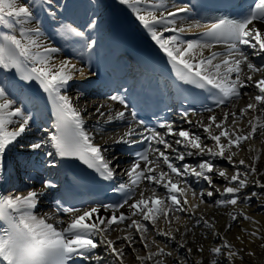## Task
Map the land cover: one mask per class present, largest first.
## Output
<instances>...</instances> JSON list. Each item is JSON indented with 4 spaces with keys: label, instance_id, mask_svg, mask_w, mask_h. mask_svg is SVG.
<instances>
[{
    "label": "snow or ice",
    "instance_id": "snow-or-ice-1",
    "mask_svg": "<svg viewBox=\"0 0 264 264\" xmlns=\"http://www.w3.org/2000/svg\"><path fill=\"white\" fill-rule=\"evenodd\" d=\"M115 2L131 10L138 25L146 30L150 39L167 57L177 81L207 92L213 97L217 108L226 104L234 105L243 96H250L255 102L248 103L239 113L224 112L223 119L212 114L206 122H198L197 126L207 134V139L214 142L212 147H208L201 135L187 129L177 130L167 121L159 122L157 126L164 129V133L156 128L138 131L143 122L138 121L137 113L132 111V120L126 131L113 143L129 147L146 144L147 147L134 154L136 160L127 170L128 182L115 187L114 191L124 194L118 205L98 203L88 207L63 206L62 201H57L51 211L38 215L36 210L41 200L52 195L58 186L42 176L37 177V185V178L27 171L34 168L35 163L25 160L20 166L25 169L26 178L32 186L26 192L17 190L7 195L0 194V264H76L77 261L80 264H92L93 261L103 264V257L95 252L100 245L118 264H123L126 248L137 253L135 260L138 264H168L167 258L173 256V251H166L167 242L164 247H159L160 242L155 237L176 241L174 233H178L183 241L178 247L185 249L191 256L194 249L188 244V234L194 233L201 221L204 227H213L203 217L196 218L191 227L185 223L181 226L183 231L181 228L161 230L156 227L161 218L171 225L173 216L177 222L181 219L177 213H187L190 208L194 211L199 203H205L201 193L199 203L190 204L188 193L191 192L193 198H196L197 193L188 183L189 176L195 177L197 182H205L209 189L217 192L223 187L220 192L222 199H217L212 205L214 207H236L241 202L239 194L249 187L248 177H264V171L257 168L258 156L250 157V163L244 159L238 164L234 162L236 151L243 150L245 141L254 138L257 133L264 135V78L254 80L253 76L255 73H264V66L252 63L245 52L246 47L252 50L253 55L264 59V28L258 26L264 25V0H253V4L247 8L241 6L239 0H220L211 10L202 4H169L168 0ZM71 9V0H24L23 3L21 0H0V76L12 73L19 80L17 83L13 79L9 85L6 83L7 76L0 79V172L4 169L6 155L19 144L33 120L32 114L15 106L16 100L10 95L9 87L15 88L24 97L21 103H29L34 98L27 93V89L35 82L46 94L54 123L52 131L43 129L46 136L26 145L29 154H39L38 150H43L44 155L50 158L46 161L47 167L56 168L57 159L63 160L69 167L79 161L96 174L94 179L98 182L114 179L115 158L109 160L104 154L107 149L96 144L84 130L81 111L73 98L66 94L77 74L87 79L84 69L68 59L57 61L55 54L61 49L44 43L42 24L47 21L59 37L65 40L68 37L80 39L81 56L93 49L95 41L85 31L62 19L64 13ZM209 11L219 14L209 15ZM42 16L44 21L41 20ZM96 24V20H90L86 27L94 29ZM192 29L204 31L200 32L197 39H184V34ZM217 46L224 51L215 50ZM249 87L254 89V94L242 91ZM80 94H85L84 88ZM108 99L123 106V110L111 115L112 110L109 109L106 122L125 121L129 108L125 98L111 95ZM103 107L101 105L95 109L101 117L106 115L102 111ZM204 110L213 112L206 105ZM249 110L253 115L248 121L250 130L245 132L235 125ZM256 112L260 114L255 115ZM188 115L187 111L183 113L185 118ZM12 125L15 127L10 128ZM167 136L177 138L174 143H169ZM180 148L184 151L181 152ZM169 151L173 155H169ZM205 155L210 159H201L195 166L177 163L184 161L186 156ZM215 160H226L233 166L230 179L228 168L214 163ZM214 173L226 180L227 184H215ZM251 183L261 192L246 194L244 202L264 193V179H254ZM161 188L164 189L163 193L159 191ZM213 195L212 190L207 191L209 198ZM125 207L127 212L120 211ZM227 215L233 222L241 218L249 219L243 212L239 215L228 212ZM232 227L233 224L229 223L224 231ZM152 229H155L154 238L149 242L147 235ZM113 231L125 234L108 239L109 233ZM213 235L218 236L216 233ZM247 235L259 237L262 241L260 246L264 248V230L257 229ZM218 238L222 241L221 245L211 248L210 252L213 256L222 257L223 264H236L237 257L245 249L234 251V244L224 241L223 237ZM235 239L244 243L241 236ZM137 244L142 245V248L135 247ZM153 245L157 246L156 251L151 250ZM141 250L147 254L138 255ZM203 250V245L195 249L199 252ZM247 255L252 256L254 252L249 250ZM173 264H187V257L184 260L176 257ZM196 264H202V261L197 260ZM209 264H221V260L212 259Z\"/></svg>",
    "mask_w": 264,
    "mask_h": 264
},
{
    "label": "bare ground",
    "instance_id": "bare-ground-1",
    "mask_svg": "<svg viewBox=\"0 0 264 264\" xmlns=\"http://www.w3.org/2000/svg\"><path fill=\"white\" fill-rule=\"evenodd\" d=\"M24 0H21V3H23ZM72 2V9L70 12L64 13L62 16V19L66 23H72L74 26L79 27L81 30L85 31L90 37L91 40L96 41L99 40L101 43L100 46L103 50H105V53H109L112 50V44L115 41V36L111 37V28L112 26L115 28H118L117 22L114 21V16L117 14V12L120 13L122 19L124 20L125 24H127L128 28H130L134 33L136 32L140 39L145 42L149 43L152 46H155L158 48L154 42L150 39L149 35L147 34L146 30L142 29L138 22L135 20L134 15L132 14L131 10L119 5L115 2V0H71ZM169 4L176 3V4H184L180 0H168ZM117 7L118 10L115 8ZM78 16V18H77ZM41 20L44 21V17H41ZM90 20H96L97 24L94 29H88L86 27L87 23ZM47 21H44L43 25H46ZM186 26V25H184ZM259 27L264 28V25H258ZM195 29L189 30L184 34V36L188 35L189 33L193 32ZM55 33V30L52 32V34ZM183 36V37H184ZM50 36L47 38H44V43H46L49 46H53V44L49 43ZM71 37H69L70 39ZM76 40H78L76 38ZM159 49V48H158ZM217 51H224L223 48L218 47L215 49ZM245 52L249 54V58L252 61V63L258 65V66H264V64H261L259 59L260 56H255L252 54L251 49H247L245 47ZM205 53L207 54V50H205ZM57 61L68 59L74 62L70 58H64L60 57V55L55 54ZM264 60V59H263ZM76 63V62H74ZM77 64V67L81 68V66ZM85 71V69H84ZM245 71L247 69L245 68ZM3 76L8 77V81L6 82L11 83L13 78L9 73H4ZM254 80H259L261 78H264V73H255L253 74ZM81 80V77L79 74H77L76 79L71 82L66 94L73 98V102L76 105V107L81 111L82 117H83V127L86 132L90 136L93 137V140L96 144L102 146L103 148L107 149V151L104 153L105 156L109 160H114V167L116 169L117 176L121 179V181L127 183L129 180V177L127 176V170L130 169V166H127L124 163V160L121 156H118L116 153V149L113 146V140L116 138H119V136L126 131L127 125L118 122L113 121L111 123H114L116 127H114L112 130H109L107 132L101 130L99 128V125L101 123H104L106 125H109L110 123L107 121V114H109V109L112 110L110 113L111 115H115V112L118 111L114 108L113 105L109 103L104 102H98V101H92L87 100L86 97H83L82 95L78 94L76 91L74 92V86H77V83ZM242 91H247L249 94H254V89L252 87H249L247 89H244ZM13 97V96H12ZM78 97V98H77ZM14 98V97H13ZM250 102H255L254 100L250 99V96H243L238 102H236L234 105L229 104L226 108L219 109L218 111H215L213 113H209L206 115L198 116V117H189L186 121H184L182 124L178 126V128H175L177 130L180 129H187L192 133L201 135L204 138V142L208 145V147H212L214 142L207 139V134L203 132V129L198 127L199 121H207V118L209 115L215 114L218 118L223 119V113L224 112H236L239 113V111L246 107V105ZM101 105H104L102 108V111L106 113L104 117L99 116L95 109L100 107ZM16 106V105H15ZM259 112H256L255 115H259ZM253 113L251 110H249V113L246 114V119L242 122L237 121L236 127L239 129H243L245 132H247L249 129L248 127V121L252 119ZM191 121V123H188V121ZM117 122V123H116ZM231 122V118L229 120ZM15 125L10 126V128H14ZM164 133V132H163ZM45 134V135H44ZM259 134V133H257ZM256 134V135H257ZM47 133H36L31 128L29 131L25 134L24 137L20 138L19 144L15 147L13 151L8 152V165L11 167L16 162L15 159L20 155L26 157V155L29 153V150L27 149L26 145L36 141L37 139H40L44 136H46ZM255 135V136H256ZM177 137L175 136H167V139L169 143H174V140ZM253 139V138H252ZM249 139L246 142V146L242 145L243 150L236 151V155L234 156V162L238 164V162L241 159L247 160L249 163L251 162L249 160L250 157H259L257 161V168L260 171H264V144H261V139H264V135H261V137L258 140L255 139ZM29 140V141H28ZM263 142V141H262ZM23 145V147H22ZM175 146V145H174ZM162 147V146H160ZM181 152L184 151V149H179ZM42 152L43 150H38ZM235 151V149H234ZM169 155H173L170 151L168 153ZM201 159H210L207 155L205 156H192V157H185L184 161L177 162L178 165H182L184 163L191 164L195 166L199 163ZM214 163L227 166L226 160H215ZM244 169H242L243 171ZM232 171H228L227 175L229 179L233 175ZM195 177L189 176L188 183L191 185L192 180H194ZM215 181L217 185H226V180H219V178H215ZM254 179H264V177H254L249 176L248 180L250 181L249 187L242 193H240V203L233 207L231 205L225 206V207H214L212 206L214 202L217 199H222L220 192L217 193L219 197L215 200L209 199V197H203L206 202L205 203H199V192L197 193L196 198H193L191 192L188 193V199L190 201L191 205H196L199 203L198 209H195L194 211L190 208L187 213H183L184 217L180 219V221L176 224L164 225L162 222L161 225L164 227V230L168 229L169 227L171 229L181 228L183 231V226L185 223H187L190 227L195 223L196 218L203 217L206 219L213 227L211 229L203 226V221H201L200 225H198L194 233L188 234V244L190 247H193L194 251L191 256H188L185 249H180L178 247V244L183 242L179 238L178 233H174L177 236L176 241H166L164 240V243L167 242L168 248L167 250L173 251V256L168 257V264H173V259L176 257H179V259L184 260L185 257H187V264H196L197 260L202 261V264H209L210 260L212 259H219L221 260V264H223V259L220 256H213V254L210 252V249L213 247H218L221 245L222 241L218 237H223L224 241L234 244V251H238L240 249H245L244 252H241L240 255L236 259V264H264V248H262L260 245L262 241L257 238H251L247 235L248 232L256 231L257 229L264 230V193L260 197H253L250 201L244 202V197L246 194H250L251 192H261V189L256 187L251 181ZM225 182V183H224ZM223 183V184H222ZM198 184H204V182H198ZM194 182V186L198 185ZM28 188V187H27ZM22 190L21 192H26V189ZM200 188V186H199ZM194 188H192L193 190ZM161 193H163L164 189L159 190ZM194 191V190H193ZM216 193V190H215ZM217 196V195H216ZM252 200H254V204H252ZM43 199L41 200L40 205L38 206L36 212L38 215L43 214L45 212H48L46 208L42 204ZM123 212H127L128 209L125 207L124 209H121ZM228 212H234L235 214L239 215L241 212L249 216L248 220L239 219L236 222H233L230 220L229 216L227 215ZM104 215H108V213H104ZM136 218V217H134ZM164 220V219H161ZM130 222V221H129ZM233 224V227L231 230L225 232L224 228L227 224ZM163 230V228H160ZM244 231H241V230ZM153 233V232H152ZM213 233L218 234L213 235ZM125 233L113 231V234L108 235V239H116L118 236H122ZM237 236H241L244 239V243L241 244L240 241H237L235 238ZM97 241L99 240V237L96 238ZM147 240H151V237L147 235ZM203 245V252L195 251L196 248ZM135 247L139 248L140 244L135 245ZM164 247V246H163ZM131 250V249H130ZM154 251H156L153 248ZM253 251L254 255L248 256L247 251ZM95 252L103 257V259L106 261H103V264H112L114 263V258H112L106 251L103 245H100ZM99 252V253H98ZM129 252V248H126V253ZM140 256H145L147 252L143 253L142 251H139ZM144 254V255H143ZM227 250H225L224 255L226 256ZM127 255V254H126ZM133 258V261L130 263H127L131 261ZM116 261V260H115ZM112 262V263H111ZM92 264H96L95 261L92 262ZM123 264H138V261L135 260V256L128 255L127 257H124Z\"/></svg>",
    "mask_w": 264,
    "mask_h": 264
},
{
    "label": "rangeland",
    "instance_id": "rangeland-1",
    "mask_svg": "<svg viewBox=\"0 0 264 264\" xmlns=\"http://www.w3.org/2000/svg\"><path fill=\"white\" fill-rule=\"evenodd\" d=\"M246 119V116H244L241 120H239L240 122H242V121H244ZM261 137V134H257L253 139H255V140H258L259 138ZM252 139V140H253ZM263 141V142H262ZM246 141L243 143V145L244 146H246ZM260 143L261 144H264V139H261V141H260ZM226 164H227V168H228V171L230 170V171H232L233 172V166L231 165V164H228L227 163V161H226ZM231 172V173H232ZM214 175V177L217 179V178H219L218 176H216L215 175V173L213 174ZM219 180H223V178H219ZM194 182L196 183V184H198V182L196 181V178H194V180H192V182H191V188H194L193 190L195 191V192H199V196H200V194L201 193H203V197H208L207 196V191L208 190H212L213 192H214V195H213V197H211V198H209V199H212V200H215V199H217L218 197H219V195L217 194V193H219V192H217L216 191V193H215V189H209L208 188V186H207V184L204 182V184H198V185H195L194 186ZM214 183H216V181H215V179H214ZM225 183V182H224ZM223 184V183H222ZM199 186H200V188H199ZM220 189H222V187L220 188ZM221 191V190H220ZM217 195V196H216ZM261 195H258L257 197H260ZM205 200V199H204ZM205 202H206V200H205ZM252 204H254V200H252ZM196 209H198V208H196ZM177 215H180L181 216V219L184 217V215H183V213H177ZM162 219V218H161ZM160 219V221L158 222V224L156 225V227L157 228H163V230H164V227L161 225V223L163 222L164 223V225H167L168 223L165 221V220H161ZM180 221V220H179ZM176 223H178L176 220H175V217L173 216V218H172V224H176ZM149 227L151 228L152 226L151 225H149ZM153 232V233H152ZM154 232H155V229H152V231H150L149 232V236L151 237V240H147V241H149V242H151L152 240H153V238H154ZM109 234H113V232H111V233H109ZM155 239L157 240V241H159L160 243H159V247H163L164 245H165V243H164V240H165V237H159V236H157V237H155ZM139 248H142V245H140V247ZM153 248L155 249V250H157V246H155V245H153L152 246V251H154L153 250ZM143 253H145L146 251H144V250H141ZM128 255H130V256H136L137 255V253H135V252H132V250H130L129 249V252L127 253V255L125 256V257H127ZM138 255H140L139 253H138ZM144 255V254H143ZM103 261H105L104 259H103ZM114 261V263H112V264H118V262L117 261H115V259L113 260ZM133 261V258L131 259V261H129V262H127V263H130V262H132ZM106 262V261H105Z\"/></svg>",
    "mask_w": 264,
    "mask_h": 264
}]
</instances>
